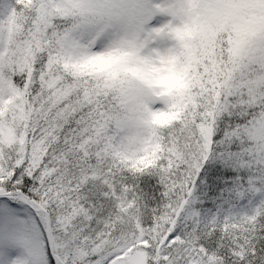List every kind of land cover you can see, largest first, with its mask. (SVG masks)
I'll return each instance as SVG.
<instances>
[{"label":"snow or ice","instance_id":"6c2138e0","mask_svg":"<svg viewBox=\"0 0 264 264\" xmlns=\"http://www.w3.org/2000/svg\"><path fill=\"white\" fill-rule=\"evenodd\" d=\"M0 264H264V0H0Z\"/></svg>","mask_w":264,"mask_h":264}]
</instances>
